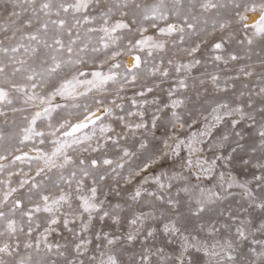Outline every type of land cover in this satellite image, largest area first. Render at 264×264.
I'll return each instance as SVG.
<instances>
[{"label": "snow or ice", "instance_id": "1", "mask_svg": "<svg viewBox=\"0 0 264 264\" xmlns=\"http://www.w3.org/2000/svg\"><path fill=\"white\" fill-rule=\"evenodd\" d=\"M0 264H264V0H0Z\"/></svg>", "mask_w": 264, "mask_h": 264}, {"label": "rangeland", "instance_id": "2", "mask_svg": "<svg viewBox=\"0 0 264 264\" xmlns=\"http://www.w3.org/2000/svg\"><path fill=\"white\" fill-rule=\"evenodd\" d=\"M160 23H161V26H163V22H160ZM150 34H151V32H150ZM163 87L167 88L168 85L164 84ZM160 95L163 96L164 94L160 93ZM205 155L208 156V157H211V153L210 152L206 151ZM219 171L231 172V174L233 176H237L239 179H244V178H246V175H247L246 172L243 169V166L241 164H239V163H236L234 166H230L229 168L219 167L217 169V172H219ZM232 191L233 192H239V189H232ZM229 199H230V201H232V198H229ZM236 199H239V197L237 196Z\"/></svg>", "mask_w": 264, "mask_h": 264}]
</instances>
